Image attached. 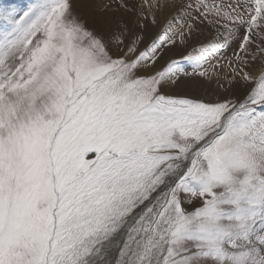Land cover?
Segmentation results:
<instances>
[{
  "label": "snow or ice",
  "instance_id": "1",
  "mask_svg": "<svg viewBox=\"0 0 264 264\" xmlns=\"http://www.w3.org/2000/svg\"><path fill=\"white\" fill-rule=\"evenodd\" d=\"M0 264H264V0L0 2Z\"/></svg>",
  "mask_w": 264,
  "mask_h": 264
},
{
  "label": "rangeland",
  "instance_id": "2",
  "mask_svg": "<svg viewBox=\"0 0 264 264\" xmlns=\"http://www.w3.org/2000/svg\"><path fill=\"white\" fill-rule=\"evenodd\" d=\"M0 2H10L11 4H13L14 6L17 7H25L30 0H0ZM163 23V21H162ZM155 31V30H154ZM214 35L213 31L211 29L207 30V32L205 33V35L203 37H201V41L202 42H207L208 40H210L212 38V36ZM231 54V49H229V53ZM215 85H204V87L199 91V95H204L205 91L208 90L209 88H214Z\"/></svg>",
  "mask_w": 264,
  "mask_h": 264
}]
</instances>
